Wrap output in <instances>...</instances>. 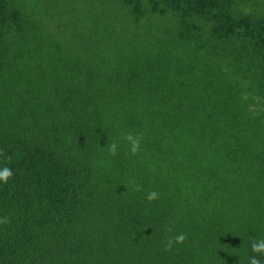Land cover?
<instances>
[{"label":"trees","instance_id":"obj_1","mask_svg":"<svg viewBox=\"0 0 264 264\" xmlns=\"http://www.w3.org/2000/svg\"><path fill=\"white\" fill-rule=\"evenodd\" d=\"M4 167L0 264H264V0H0Z\"/></svg>","mask_w":264,"mask_h":264},{"label":"clouds","instance_id":"obj_2","mask_svg":"<svg viewBox=\"0 0 264 264\" xmlns=\"http://www.w3.org/2000/svg\"><path fill=\"white\" fill-rule=\"evenodd\" d=\"M127 139L131 142V151L135 152L137 151L138 147H139V142L138 140L133 139L132 136H128ZM117 149V145L116 144H112L110 151L115 154ZM13 175V172L10 168L8 167H4V168H0V183H6ZM157 197V193L156 192H151L148 194L147 199L148 200H153ZM185 239L184 234H180L175 238V243L179 244L181 242H183ZM173 241H169L167 244V247L171 248ZM252 249L254 252L257 253H264V240H260L257 241L255 243H253L252 245ZM249 264H260L259 259H257V257L253 256L249 258Z\"/></svg>","mask_w":264,"mask_h":264}]
</instances>
